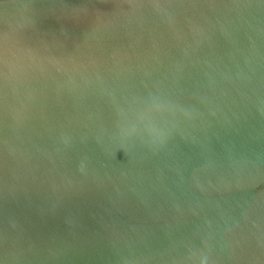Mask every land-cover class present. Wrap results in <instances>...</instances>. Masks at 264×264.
<instances>
[{"label":"water","instance_id":"water-1","mask_svg":"<svg viewBox=\"0 0 264 264\" xmlns=\"http://www.w3.org/2000/svg\"><path fill=\"white\" fill-rule=\"evenodd\" d=\"M205 260L264 264V0H0V264Z\"/></svg>","mask_w":264,"mask_h":264},{"label":"clouds","instance_id":"clouds-1","mask_svg":"<svg viewBox=\"0 0 264 264\" xmlns=\"http://www.w3.org/2000/svg\"><path fill=\"white\" fill-rule=\"evenodd\" d=\"M154 131L155 130L152 129L146 130L136 124H131L125 129V132L129 137H144L145 134H147L148 137H151ZM164 135L165 133L162 130L158 132V136L161 140L163 139ZM202 264H206V260L202 261Z\"/></svg>","mask_w":264,"mask_h":264}]
</instances>
